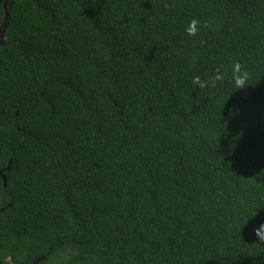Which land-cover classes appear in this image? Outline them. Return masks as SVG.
Returning <instances> with one entry per match:
<instances>
[{
    "label": "trees",
    "instance_id": "16d2710c",
    "mask_svg": "<svg viewBox=\"0 0 264 264\" xmlns=\"http://www.w3.org/2000/svg\"><path fill=\"white\" fill-rule=\"evenodd\" d=\"M3 4L0 264H264V0Z\"/></svg>",
    "mask_w": 264,
    "mask_h": 264
},
{
    "label": "clouds",
    "instance_id": "9594fccd",
    "mask_svg": "<svg viewBox=\"0 0 264 264\" xmlns=\"http://www.w3.org/2000/svg\"><path fill=\"white\" fill-rule=\"evenodd\" d=\"M199 22L195 19L191 20L189 22V25L186 27L185 31L189 34V35H195L197 32V27L196 25ZM232 74H233V83L235 85V89L237 88H244L245 86L249 85L247 83L248 81V72L247 70L243 69L241 67V64L236 61L233 63L232 65ZM216 80H219L222 78V74L217 71L214 77ZM194 82H199L198 78H196V81Z\"/></svg>",
    "mask_w": 264,
    "mask_h": 264
},
{
    "label": "water",
    "instance_id": "95a60500",
    "mask_svg": "<svg viewBox=\"0 0 264 264\" xmlns=\"http://www.w3.org/2000/svg\"><path fill=\"white\" fill-rule=\"evenodd\" d=\"M4 8V18L2 22L0 23V43L4 39L3 33L5 31L6 25H7V12H6V6L3 4ZM10 170V162L7 163V165L0 169V178L3 182V186L6 184V176L5 172H8ZM0 210H3V207L0 208ZM44 258V255L36 256L29 264H36L38 261L42 260Z\"/></svg>",
    "mask_w": 264,
    "mask_h": 264
},
{
    "label": "flooded vegetation",
    "instance_id": "af4514ba",
    "mask_svg": "<svg viewBox=\"0 0 264 264\" xmlns=\"http://www.w3.org/2000/svg\"><path fill=\"white\" fill-rule=\"evenodd\" d=\"M4 261H5V263H7V264H14V261H13V259H12L11 256L5 258Z\"/></svg>",
    "mask_w": 264,
    "mask_h": 264
}]
</instances>
